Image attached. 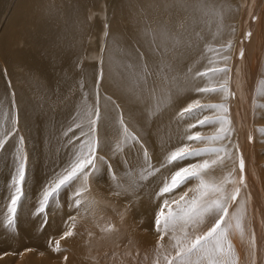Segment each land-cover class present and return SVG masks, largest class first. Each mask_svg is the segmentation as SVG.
<instances>
[{
    "label": "bare ground",
    "instance_id": "obj_1",
    "mask_svg": "<svg viewBox=\"0 0 264 264\" xmlns=\"http://www.w3.org/2000/svg\"><path fill=\"white\" fill-rule=\"evenodd\" d=\"M194 102L204 107L182 117ZM0 140V264H167L187 239L177 225L160 240L156 215L201 192L227 204L236 264H264V0H0ZM181 148L208 151L167 163ZM89 158L37 215L44 191ZM205 160L216 164L158 195ZM216 218L198 217L189 237Z\"/></svg>",
    "mask_w": 264,
    "mask_h": 264
},
{
    "label": "snow or ice",
    "instance_id": "obj_2",
    "mask_svg": "<svg viewBox=\"0 0 264 264\" xmlns=\"http://www.w3.org/2000/svg\"><path fill=\"white\" fill-rule=\"evenodd\" d=\"M251 35L250 33L248 34ZM243 53L241 52V56ZM226 60L227 57H224ZM213 71H219L221 73H227L229 70L225 68L214 69ZM212 91H216V89H211ZM227 91V89H224ZM198 91L204 92L209 91V89H198ZM204 107L199 104V102H194V104H190L187 108L182 109L180 115L183 117L185 114L190 115L196 108ZM215 107V106H213ZM206 121H198V123L203 124ZM123 123V121H121ZM195 127V125H192ZM221 137H214V139H220ZM188 140L193 139H203L202 137L197 136H188ZM4 140H0V148L4 147ZM202 151L205 150H191L188 151L185 148L178 149L177 151L172 152L168 158L167 163L171 164L178 160H183L190 156L200 155ZM211 151H219L217 149H212ZM89 156H91V150L89 152ZM18 166L16 168V174L13 177V187L14 191L10 197V205L8 206V217L6 219L5 227L10 230H14V217L16 214L17 204L22 197V186L26 179V171H25V162L24 157L21 155L18 157ZM93 164V159H82L77 162L75 166L72 167L70 171L66 170V174L58 177V179L47 188L42 196V199L39 202V208L37 209V215L43 213L46 209L51 198H53L56 193L60 191L61 188L65 187L71 181L79 176V173L82 172L87 166ZM216 164V161L208 160L203 161V163L194 164L191 168H181L175 172V174L171 177L170 181L165 182L164 186L160 189L158 195H163L165 193L172 192L175 188L179 187L180 184L184 183L186 180L192 177H201V173L210 169L212 166ZM241 171L243 170V160L240 162ZM243 179L241 178V183ZM201 187H211L213 191L219 192L221 189L216 185H205L203 180H201ZM239 194V189L237 188L234 193L231 195L230 199L232 201L236 200L237 195ZM79 196L80 193L77 192L75 194ZM180 197V200L183 201L185 196ZM207 192H201L199 197H194L190 202H188L187 208H181L179 211L174 212L171 207H168V201H164V206L161 207L160 211L156 215L155 225L157 232H161L160 240H163L164 235L167 231L175 230L177 225L181 226V231L183 232L184 237L187 239V243H184L181 239H176V244L174 247H177V251L175 256L172 259L167 260V264H202V261L207 259V264H236L235 259L232 256V246L230 243L225 247V241L227 236V227H222V225H226V217L229 216V211L226 202H222L220 200L213 201L212 203L205 202V197ZM228 197H225V201ZM75 206L79 207L80 201H74ZM173 203L179 204V201H173ZM165 207H168V211L165 212ZM212 214L215 213L217 218L215 219V223L202 234H197L194 237H189L187 232L188 226H196L197 218L202 217L204 214ZM202 222V221H200ZM45 225L47 223V219L45 217L44 222ZM239 223L237 227H239ZM163 229V231H161ZM73 233L71 231L64 233L62 236L66 238L71 236ZM59 241L56 242V248L54 250L59 251ZM196 256L197 259L193 261L192 257Z\"/></svg>",
    "mask_w": 264,
    "mask_h": 264
},
{
    "label": "rangeland",
    "instance_id": "obj_3",
    "mask_svg": "<svg viewBox=\"0 0 264 264\" xmlns=\"http://www.w3.org/2000/svg\"><path fill=\"white\" fill-rule=\"evenodd\" d=\"M198 125H201L200 123H197ZM212 148H214V147H212Z\"/></svg>",
    "mask_w": 264,
    "mask_h": 264
}]
</instances>
